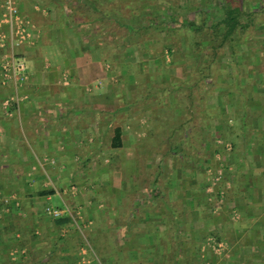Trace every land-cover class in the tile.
I'll list each match as a JSON object with an SVG mask.
<instances>
[{
    "label": "crops",
    "instance_id": "crops-1",
    "mask_svg": "<svg viewBox=\"0 0 264 264\" xmlns=\"http://www.w3.org/2000/svg\"><path fill=\"white\" fill-rule=\"evenodd\" d=\"M15 1L29 35L4 51L9 29L0 5V196L8 198L0 206V264H264L262 96L240 108L220 103L224 134L213 127L210 146L200 130L191 131L192 115L180 116L182 135L174 140L186 145L190 164L183 165L185 158L172 165L165 191L157 177L141 187L136 158L141 154L146 179L153 170L151 142L166 134L153 132L158 124L144 105L149 116L137 135L122 128V147L110 146L111 125L98 112L107 106L99 101L106 95L98 96L112 95L101 85L110 74L97 51L98 7L111 0ZM6 53L19 55L27 82L4 79ZM254 89L264 94V87ZM12 94L17 103L4 107ZM227 105L237 107L239 118L226 113ZM232 124H240L239 135L225 134ZM103 156L117 162L107 164ZM103 174L117 178L105 180L110 204L98 187ZM140 188L144 197H136ZM48 205L62 214L48 216ZM102 235L107 250L100 254L94 244Z\"/></svg>",
    "mask_w": 264,
    "mask_h": 264
},
{
    "label": "rangeland",
    "instance_id": "rangeland-1",
    "mask_svg": "<svg viewBox=\"0 0 264 264\" xmlns=\"http://www.w3.org/2000/svg\"><path fill=\"white\" fill-rule=\"evenodd\" d=\"M222 1L242 4V6L248 5L249 9L252 8L251 6H255L251 10L259 12L261 10L262 14L260 15L264 18L263 0H111L105 7H98V17H101L103 11L110 15L109 18L102 17L98 20L105 28L101 30L103 33L98 38V42L100 39L98 46L102 48L103 53L99 49L97 51L100 65L103 66L104 71L110 74L108 79L103 81V78L101 79V85L104 88L108 84V89L112 90L113 96L108 94L110 92L98 96L101 98L106 95L107 100L103 97L99 101L107 103V106L98 112L110 123L109 132H111L112 127L121 125L124 130L129 129L128 135L130 137H134L133 135H137L134 131L138 130L140 120L143 118L145 121L146 117L149 116L144 113L147 109V114L150 112L154 114L155 125L158 124L153 131L154 133L159 129V134L163 133L168 136V131L173 129L172 138H179L182 133H180L181 129L176 132L178 124L181 123L183 115L191 114L193 117L189 124L191 131L193 128L194 132L200 130V133L205 134V139L212 140L213 138H209L208 135L217 130L213 129V124L220 123L223 125L227 117H223L224 112H222L223 123L222 121L219 122L216 117L215 113L221 109V104L236 102L240 108L245 102H248L245 101L247 97L251 101L252 98H260V96H262L261 101L264 103V94L254 93L255 87H264V28L261 25L249 28L247 34L241 37V43L237 47V53L234 57L229 53L228 44L223 45L217 62L220 69L222 67L225 72L224 74L220 75V71L215 69V62L210 64L211 74L209 76L204 78L198 74L201 64L204 63L205 65L209 61L207 58L209 48H205L204 45L196 46L195 41L204 35V38L211 44H215V42L208 39L211 32H208L207 27H203L201 32H194L187 26V23L189 21H194L196 24L203 22V12L209 13L213 5H219ZM128 8L135 10L130 12ZM90 14L93 16L96 13ZM152 16L160 24V27L146 30L143 34L137 33L138 29L149 25L148 19ZM211 22H213L212 16L208 15L203 23L210 25ZM126 24L132 25L133 29L128 31V28L124 26ZM90 33L95 34V32ZM103 56H106L107 59L105 60ZM133 75L136 81L133 80ZM190 99L194 100L191 104L189 103ZM144 105H147L146 109ZM116 108L117 111H113ZM235 109L237 107L230 108L227 105L226 113H229L233 120L240 116L238 110ZM111 111L112 114H109ZM133 115L136 119H132ZM139 115L141 117L138 118ZM222 128L225 126L223 125ZM223 130H218L216 134L223 135ZM240 131V124L239 127L238 124H232L225 134L228 136H232L233 133L239 135ZM166 136L161 142H151L155 153L150 157V168L153 170L156 167L159 168V174L151 170L147 178L144 179L141 168L144 163L141 154H138L139 158H136V169H139V172H136L137 179L135 182H138L141 187L157 177L158 181H156L163 189L166 187L164 179L170 175L172 165L174 167L176 163L178 166V162H183L185 158H187V163H183V165L190 164V158L186 155L182 156L181 151L176 150V152L164 155L169 147ZM141 139L145 140L147 136ZM184 146L186 145L184 144L183 148ZM102 160H105L107 164H110L112 160L114 163L117 162L116 159L109 156H103ZM118 162L119 169H121L122 164L120 161ZM109 175L103 174L98 180V182L103 183L98 187L102 191V201L106 204H110V197L105 180L112 183L117 179L110 178ZM149 177L150 179H148ZM141 189L136 197L145 196L143 194L145 191ZM170 193L168 192V194ZM56 201L58 202V200ZM102 236V238L98 237V253L100 254L107 250V241L105 236ZM123 264H127V262ZM129 264L144 263L132 262Z\"/></svg>",
    "mask_w": 264,
    "mask_h": 264
},
{
    "label": "trees",
    "instance_id": "trees-1",
    "mask_svg": "<svg viewBox=\"0 0 264 264\" xmlns=\"http://www.w3.org/2000/svg\"><path fill=\"white\" fill-rule=\"evenodd\" d=\"M263 4H264V0H263ZM247 6L248 5L242 6V4H231L230 2H223L222 1V3L219 5H213V7H211L209 13L202 11L203 15H204V17L202 18L203 22L206 21V18L208 17V15L212 16L213 22H211L210 25H204L203 22L196 24L194 21H189V23H187V26L190 27L191 29H193L194 32H201L203 27H205V28L207 27L209 30L208 32H211L210 35L208 34L209 35L208 39L213 40L215 42V44H211L210 41H207L204 38V35L199 40L195 41L196 46L200 47V46L204 45V46H206L205 48H207V47L209 48V50H208L209 55L207 56V58H209V61L205 65H204V63H202L200 68H199L200 70H198L199 71L198 74L201 77L205 78L206 76H209L211 74L210 64H212L214 62L216 63L215 69L220 71V75L225 73L223 71L222 67L220 69V65L217 62V61H219L217 59L218 55L220 54L219 52L223 48V45H225V43L228 44L230 55L232 57H234V55H236V53H237V47H239V44L241 43V37L244 34H247V32L249 31V28L258 27L260 25L263 26L262 28H264V18L261 17V15H260V14H262V11L260 10V12H261L260 13L257 10H251L255 6H251L252 8H250V9H249V6L248 7ZM126 7H128V6H126ZM128 9L130 10V12H134V10H135L133 8H128ZM139 12H141V9H139ZM109 16L110 15H107L103 11V12H101V17H98V20H99V18L102 19V17L109 18ZM148 21H149V25H145V26H143V28L141 27L140 29L137 30V33L143 34V33H145L144 31H146V30L153 29L156 27H160V24H158L156 22V20L153 18V16L151 18H149ZM124 26L126 28H128V31L133 29L132 25L126 24ZM104 28L105 27L103 25H101L100 22H98V38L101 37L100 35H102V33H103L101 30ZM87 33H89V32L87 31ZM121 42L123 43V41H121ZM98 44H100V39H99ZM7 47H9V45L6 46V48L4 50L5 52L7 50H9V48H7ZM98 49L100 50L101 53H103L102 52L103 50L101 47L98 46ZM111 51H112V49H111ZM144 52L147 53L146 51H144ZM14 56L16 58H19L18 54L17 55L14 54ZM103 58L105 60L107 59L106 56H103ZM236 74H238V72H236ZM133 80L136 81L134 75H133ZM247 98L245 99V101L249 100ZM192 102H194V100L190 99L189 103L191 104ZM215 114H216V117L218 118V121L221 122L222 121V119H221L222 111L220 109H218V111ZM222 123H223V121H222ZM213 125L217 129V131L221 130L220 123H214ZM110 135H111L110 146L112 148L122 147V145H123L122 126L117 125V126L112 127ZM206 140H205L206 146H208V145L210 146V143H211L210 140H207V141ZM168 146H169L168 152H176L177 149H180V151L183 150V151H181L182 156L186 155L189 158L191 157V155H189L188 153L185 152L183 145L174 139H171V138L168 139ZM7 204L8 203H5L4 200H0V206H7ZM94 247H96L98 249V246L95 244H94Z\"/></svg>",
    "mask_w": 264,
    "mask_h": 264
},
{
    "label": "built area",
    "instance_id": "built-area-1",
    "mask_svg": "<svg viewBox=\"0 0 264 264\" xmlns=\"http://www.w3.org/2000/svg\"><path fill=\"white\" fill-rule=\"evenodd\" d=\"M0 5L4 8L1 21L6 24L9 29L7 37L9 38V46L11 48L17 47L29 35L24 28L25 21L20 17L19 9L15 0H0ZM1 70L5 80L12 79L16 86L27 82L28 75L23 61L16 58L14 54L6 53L1 61ZM17 94L6 96L2 100V105L9 108L13 103L16 104ZM8 198L0 196V200L7 202ZM45 212L52 218H58L62 214V209L52 207L50 205L45 207Z\"/></svg>",
    "mask_w": 264,
    "mask_h": 264
}]
</instances>
